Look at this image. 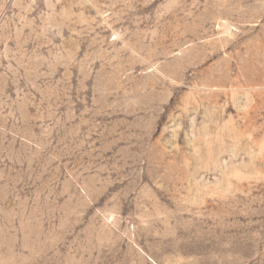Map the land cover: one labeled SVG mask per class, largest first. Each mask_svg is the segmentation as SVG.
Segmentation results:
<instances>
[{"label":"rangeland","instance_id":"obj_1","mask_svg":"<svg viewBox=\"0 0 264 264\" xmlns=\"http://www.w3.org/2000/svg\"><path fill=\"white\" fill-rule=\"evenodd\" d=\"M0 264H264V0H0Z\"/></svg>","mask_w":264,"mask_h":264}]
</instances>
